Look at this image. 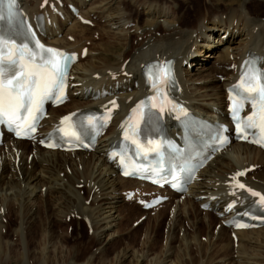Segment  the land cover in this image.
Instances as JSON below:
<instances>
[{"label": "bare ground", "instance_id": "obj_1", "mask_svg": "<svg viewBox=\"0 0 264 264\" xmlns=\"http://www.w3.org/2000/svg\"><path fill=\"white\" fill-rule=\"evenodd\" d=\"M177 1L184 4L188 0H19V6L33 24L34 19L42 15L44 26L40 39L57 49L77 52L78 61L68 75L67 101L47 109V116L39 124L37 140H15L6 133L3 136L0 145V235L6 226L5 213L9 207L14 206L20 218L19 227L22 212L32 209L34 197L51 190L56 193L52 198L57 210L74 203L73 206L86 211L93 235L101 238L102 246L95 250L99 252L119 237L116 228L121 202L135 198L140 203L148 196L160 194L168 197L169 206L161 248L150 251L151 236L146 234L138 249L125 246L115 251L114 264H185L189 260L186 251L190 247L197 251L200 248L196 228L203 225L208 233L214 218L217 230L206 234L207 246L203 247L207 252L216 244L221 255L207 264H264V225L246 230L222 225L234 213L243 212L254 202L246 191L230 186L238 170L253 166L254 169L240 180L264 195L263 150L246 143H231L199 170L194 182L179 195L166 188L120 177L115 160L107 158L108 150L120 136L121 122L130 107L147 93L141 75V67L147 61L173 58L177 80L175 98L192 114L210 122H224L230 127L226 88L237 80L241 63L249 54L264 58V13H258L264 9V0H203L201 8L196 6L193 18L181 10ZM69 6L75 8L76 13ZM82 49H86L84 57H81ZM204 51H207L203 54L206 58L202 59ZM112 101L118 103V107L93 151H53L38 144L40 138L59 125L63 115L102 111ZM249 111L247 107L244 114ZM165 127L169 136L177 140L180 132L173 127L170 116L165 120ZM27 145L32 146L27 153L36 163L24 180V193L20 194L10 166L16 160L27 161L29 155L24 152ZM6 169L7 175L4 174ZM60 172L67 173L69 183L65 177H60ZM72 182L78 189L84 187L87 191L85 201ZM145 190L148 192L144 193ZM128 193L133 196L126 201ZM229 202L234 203V207L226 211L224 207ZM165 207L166 203H161L147 211L158 217ZM261 208L264 210V204ZM58 215L54 219L59 218ZM177 226L188 230H175ZM227 230L229 234L224 232ZM223 232L225 234L221 235ZM50 233L45 242L48 244L44 243L36 252L35 259H39L36 264H47L44 262L47 259L50 264H56V259L60 258L61 262L66 259L63 253L67 255L68 251L61 248L58 252L59 241ZM223 235L229 236L225 245L220 243ZM232 235L236 236V242ZM19 237L18 243L24 247V238ZM174 237L177 238L176 252L170 246ZM7 239L3 240L8 244L7 251L3 247L5 243H0V264H29V258L22 255L27 249H22V256H18L16 247ZM9 253H13L11 257ZM55 255L58 258L55 259ZM89 261L75 263L68 258L66 264H90Z\"/></svg>", "mask_w": 264, "mask_h": 264}, {"label": "snow or ice", "instance_id": "obj_2", "mask_svg": "<svg viewBox=\"0 0 264 264\" xmlns=\"http://www.w3.org/2000/svg\"><path fill=\"white\" fill-rule=\"evenodd\" d=\"M13 7L14 0H8V17L11 24L7 32L0 29V123L7 122L10 126L16 125L17 129H23L24 135L27 136L30 132L35 131L36 121L43 114L45 101H52L54 104L63 102L68 61L75 57H70L53 48H45L39 41H35L34 48L27 43H18L14 39L13 33L15 28L12 19ZM246 65L249 68L248 72L242 73L240 83L235 89H230L229 93V99L232 102L230 112L236 124L239 138H244L241 133L246 134L249 128H259L261 133H264V73L256 70L254 62H246ZM146 75L155 95L149 96L137 104L133 113L139 111L140 119L151 118L154 113L151 110L145 111L149 108V101L152 102L151 108L159 107L161 113L164 112L167 105H171L172 110L183 113L184 109L179 105L172 104L166 96V88L174 83L171 62L148 66ZM240 89H243V92H247L248 95H244ZM111 103L115 107V101ZM245 103H251L252 113L246 119L241 120L238 119V116ZM108 118L110 117L100 118L89 114L73 121L65 128V122L69 121L71 117H64L60 121L61 127L58 130L65 136L71 135L80 139L89 131L98 133L106 125ZM101 119L104 120V125L100 124ZM121 127L125 140H131L136 145L138 152L157 150L156 148H145L138 142L139 121L135 126L130 124L127 128L124 125ZM16 135L19 137L21 131L17 130ZM217 139L220 141V146L227 142V138L220 133L217 134ZM253 142L264 147V139ZM152 143L153 141L149 140V144ZM121 164H124L123 157ZM123 174L129 175L127 171ZM236 175H243V173ZM156 182L153 181V183ZM237 187L245 189L253 197H259L258 203L264 204V195L246 189L243 184H238ZM236 227H247V225L237 223Z\"/></svg>", "mask_w": 264, "mask_h": 264}, {"label": "rangeland", "instance_id": "obj_3", "mask_svg": "<svg viewBox=\"0 0 264 264\" xmlns=\"http://www.w3.org/2000/svg\"><path fill=\"white\" fill-rule=\"evenodd\" d=\"M188 1L189 2L192 1V2L189 3ZM188 1H185L187 4L186 3L180 4L179 1L177 2L182 6L183 9L181 8V10H183L185 14L189 13L190 15L189 17L193 18L192 14H194L195 8H198V7L201 8L200 4L202 3L203 0H196V1L188 0ZM197 5L198 7H196ZM175 10L178 12L179 8L177 7ZM259 12L264 13V9L261 11H258V13ZM206 52L207 51H204L201 54L202 59L206 58V57H203V54L206 55ZM30 147L32 148L31 145H27L24 147V152L26 156L29 155L28 153L29 151H31ZM26 158H27L26 162L22 163L21 161L16 160L15 164L10 166V168H12L11 171L15 173V177L17 178V180H15L16 181L15 186L16 188L18 187L20 188L19 189L20 194L24 193L25 191L24 190V185H25L24 180L28 178L27 177L28 173L31 172L33 165L36 163L34 160H32V157L30 155L29 157H26ZM26 164L27 165L29 164V165L27 166ZM8 172L9 171L6 169V173L4 174L7 175ZM66 174H67L66 172L61 173L60 177L66 178L67 177ZM65 181L69 183V178H66ZM72 184H73V187H76L79 197H81V199L85 201L87 199V191L84 189V187L82 186L83 189L82 188L78 189L77 185H75L73 182ZM46 192H44L43 195L37 194L38 196L36 198L34 197L35 201L33 204L34 207L32 206V209H29V210L26 209L24 211L22 210L23 218H22V223L20 225L21 227L20 226L18 227L20 218L17 215V212L14 210V206L9 207L7 209V213H5L6 226L1 232L0 243H5L3 240L6 238H9V240L12 241V243L16 247V253L18 254V256H20L22 252H24V250L22 249L26 248L27 253L25 254L23 253L22 255H26V257L29 258L28 260L29 264L38 263L39 259L36 260L35 255H36L37 250L40 249V247L45 242L48 241L47 239L48 232L54 233V235L57 237V240L59 241V244L61 245V246L60 245L56 246L58 252L61 250V248L62 250L64 249L68 251L67 255L63 253V256H65L66 258L65 260L64 258L62 259L64 260L63 262L59 261L60 258H58V256L55 255V259L56 257L58 258L56 259L57 261L56 264H66V261L68 260V258L70 260H73L75 263H81V262L86 263L87 260L90 259L89 261L90 264H114V262L112 261L113 256L120 248L128 246L129 248L134 247L135 249H138L141 239L146 234L151 236V241L149 244V248L151 249L150 251L155 252L159 250L163 244V239H164V236L166 235L165 229H166V223L168 219L167 210L169 206H167V202H166V207L164 208L162 213L158 215V217L149 213L148 211H147L148 213L142 212L143 210L139 206V204L135 201V198H132V200H130L127 203H125V201L121 202V207H119V210H118L120 219H119V222L117 223V228H116V233L119 235V237L111 240L110 241L111 243L109 242V244H107V246L103 248L101 251L98 250L99 252H96L98 247L102 246V243L100 240L101 238L98 239V237H95L96 235H93V230H92L93 228L90 227L86 219L87 217L86 211L84 210L81 211L79 208H77L78 206L76 205L73 206L74 203L72 204V206L65 205L64 207H62V210H61V207H60V210H57L56 208L53 207V198H52L53 196H56V193L51 190L46 191ZM145 192H148V191L145 190L144 193ZM123 200H124V197H123ZM88 203L90 202L88 201ZM57 214H60V216L58 215L59 218L57 217V219L56 218L54 219L55 215ZM72 215L74 217H70ZM68 217H69V220L67 219ZM155 220L157 221L155 222ZM215 221L216 219L214 218V220L212 221L213 223L211 224V227H210L211 229L208 231V233L209 232L213 233L217 230V221L216 222ZM177 229L178 230L180 229L182 231L188 230L186 227L181 228L180 226H177V228H175V230ZM16 230L20 231V232L18 231L19 234L16 232ZM196 231H197L196 240L198 243H200V248L197 251L196 249L190 247L188 251H186L187 254L189 253L188 254L189 260H186L185 264H207L206 263L207 261L212 262L211 260H216L217 258H219L220 257L219 254L221 255V253L218 251L217 245L213 244V242H212L213 245H212L211 251H209L210 250L209 249L207 253L205 250L207 246V241H208L206 234L208 233L205 231L203 225L199 224L198 227L196 228ZM224 232L226 234H229L228 230ZM224 232L221 233V235L225 234ZM21 234L22 236L19 237V235ZM18 237L24 238V245H25L24 247L22 246V244L18 243L19 242ZM228 237L229 236L227 235H223L220 243L222 242V244L225 245L227 243V240L229 239ZM105 240L106 239L104 238V241ZM45 244H48V243H45ZM21 246L22 248H20ZM170 246L172 247V251L176 252L177 250L176 249L177 248V238L176 237H174L171 240ZM3 247L5 248L4 250L6 251L9 249L7 243H5ZM30 251L32 252L30 253ZM11 254L13 253H9L8 255L11 257ZM42 260H44L43 257H42ZM44 262L47 264H50V260L48 259H47V262L46 261Z\"/></svg>", "mask_w": 264, "mask_h": 264}]
</instances>
